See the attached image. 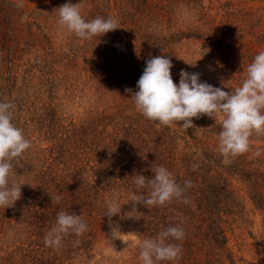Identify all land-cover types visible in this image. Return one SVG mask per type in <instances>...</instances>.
<instances>
[{"label": "rangeland", "instance_id": "1", "mask_svg": "<svg viewBox=\"0 0 264 264\" xmlns=\"http://www.w3.org/2000/svg\"><path fill=\"white\" fill-rule=\"evenodd\" d=\"M152 1L22 0L21 6V0H0V102L13 103L12 122L31 142L13 167L17 183H25L21 186L20 199L26 202L21 221L28 211L26 204L40 201L43 173L59 175V180L70 181L80 191L93 183L108 184L104 174L111 171L115 152L125 180L132 184L137 169L126 167L135 162L133 156H126L131 135L123 128L143 126L150 136L147 149L154 146L158 133L164 134V127L145 118L130 99L138 91L130 65L143 68L151 57L166 56L171 58L177 85L183 69L199 73L201 82L231 92L254 56L264 51V0H161L158 5ZM65 3L79 4L86 21L115 17L120 28L90 40L77 38L58 26V8ZM154 6L164 14L161 21L150 9ZM234 20L237 22L228 31L233 30L235 40L230 44L235 48L227 64L205 38L214 27ZM193 124L191 134L179 125L171 126L178 139L170 145L177 153L184 146L181 139L217 143L216 136L207 139L204 135L220 128L219 117L215 121L204 115L193 118ZM251 144L254 149L246 153L248 158H257L253 153L259 151L263 163L250 167L264 170V142ZM230 179L240 205L224 217L227 248L237 264H264V216L252 204L242 182L237 177ZM116 191L99 197L107 203L113 194H119L121 203H127L128 196ZM81 199L82 195L70 205L80 207ZM130 203L122 205L121 213L107 222L92 251L85 256L80 253L72 264H141L131 254L143 238L135 213L126 215L132 210ZM89 211L90 207L86 213ZM16 229L15 223L9 229L12 232L6 231L1 238L0 256L2 246L12 237L24 242ZM113 229L120 239L112 237Z\"/></svg>", "mask_w": 264, "mask_h": 264}, {"label": "trees", "instance_id": "2", "mask_svg": "<svg viewBox=\"0 0 264 264\" xmlns=\"http://www.w3.org/2000/svg\"><path fill=\"white\" fill-rule=\"evenodd\" d=\"M139 1L146 2V0ZM160 1L153 0L152 4L158 5ZM97 2L102 3L101 0ZM150 9L155 12L156 19L161 21L164 14L160 7L154 6ZM236 22L234 20L228 25L220 24L214 27L209 37L205 38L207 43L215 46L219 59L225 60L227 64L231 60L230 56L233 53L231 51L235 48V44H230L235 40L233 30L232 32L228 30ZM128 68L134 80L138 81L145 66L142 68L133 64ZM142 127L127 125L123 128V131H129L131 135L128 139L130 152L126 156H133L135 162L127 164L126 167L136 166V175L142 174L151 178L152 167L164 166L174 174L177 183L182 186L186 180L192 182V187L186 193L191 201L188 205L175 200L162 207L147 208L142 204L137 205L135 212L137 222H135L143 239L154 238L161 230L177 224H181L185 230L183 240L171 241L181 246L182 258L176 262L163 261L160 264H237L227 248L224 230L225 215L232 214V210L240 205L234 195L230 178L237 177L238 181L242 182L252 204L264 216V170L250 167L256 163H263V159L257 156L250 160L248 155L244 154L234 158L230 164H224L217 151V143L212 144L195 137L181 139L184 146L181 153H177L170 142L178 139V135L168 126H163L164 134L158 133L157 139L152 142L154 146L146 149L149 146L150 136ZM216 128L205 132L204 137L210 139L211 136H217L221 129ZM192 131L188 129V133L191 134ZM251 141L264 142V136L253 135ZM116 154L114 152L111 156L110 161L113 163V166L109 167L111 171L104 174L108 184L100 186L90 183L92 185L90 188L87 186L80 191L72 187L70 181L59 180V175L43 173L40 177V192L43 191L40 201L38 199L35 203L26 204L28 211L22 221L21 215L26 203L23 199L16 201L14 207L6 209L1 207L0 240L6 231L12 232L9 229L16 223V232L24 242L12 237L2 246L3 256H0V262L2 264H72L71 261L80 253L82 256L88 255L101 237V230L105 228L107 222L116 217L109 219L105 216L107 203L99 195L105 196L109 190H117L116 192H122L129 199L136 191L133 180L131 179L132 184L125 180L127 176L119 167ZM194 165H196L195 170H193ZM80 195H82V205L71 206L70 202L78 200ZM57 196L58 201L55 199ZM132 206L131 202L130 209ZM89 207L90 211L86 213ZM60 211L81 215L88 225V231L79 237L70 234L63 240L59 249H53L45 246L44 236L54 226L57 213ZM76 240H79L78 246H74ZM131 254L133 258H138L139 247L136 246Z\"/></svg>", "mask_w": 264, "mask_h": 264}, {"label": "clouds", "instance_id": "3", "mask_svg": "<svg viewBox=\"0 0 264 264\" xmlns=\"http://www.w3.org/2000/svg\"><path fill=\"white\" fill-rule=\"evenodd\" d=\"M57 23L61 29L83 40L101 37L120 28L119 20L112 16L86 21L79 4L71 3L58 8ZM145 64L137 82L138 91L130 99L137 111L148 120L168 127L176 124L187 131L194 127L193 118L199 119L206 115L216 121L219 117L221 130L216 136L217 151L224 164H230L234 158L252 151L253 135L264 136V51L254 56L240 84L231 92L201 82L199 73H189L183 69L177 85L171 74V58L166 56H153ZM188 64L195 66V63ZM125 91L131 92V89ZM14 110L15 106L10 101L0 102V207L4 209L14 207L21 198V186L25 183H17L13 167L14 162L19 163L31 147L22 129L12 122ZM253 154L259 156L260 152ZM195 168L196 165L193 170ZM151 171V178L142 174L133 176L136 191L127 201L133 205L132 210L126 214L128 217H133L131 213L137 212V205L141 204L151 208L171 204L174 200L185 205L191 203L186 195L192 187L191 180H186L182 186L164 166L152 167ZM55 199L58 201L59 197ZM127 203H121L119 194H113L107 201L105 216L111 219L119 215L122 205ZM87 231L88 225L81 215L60 211L54 226L44 236V244L59 249L70 234L79 237ZM112 237L120 239L117 229H113ZM184 238L185 230L181 224H177L161 230L154 238L143 239L138 245L141 264L180 260L181 246L171 241ZM78 245L79 240H76L74 246Z\"/></svg>", "mask_w": 264, "mask_h": 264}]
</instances>
